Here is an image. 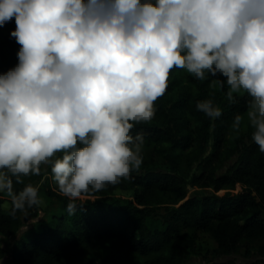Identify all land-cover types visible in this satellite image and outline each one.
<instances>
[{
  "label": "clouds",
  "instance_id": "obj_1",
  "mask_svg": "<svg viewBox=\"0 0 264 264\" xmlns=\"http://www.w3.org/2000/svg\"><path fill=\"white\" fill-rule=\"evenodd\" d=\"M13 17L21 47L0 72V200L23 232L46 205L28 177L43 174L71 216L84 194L141 169L145 134L130 130L154 116L173 66L226 85L229 103L246 90L229 127L246 115L264 152V0H0V26ZM195 107L222 113L211 93Z\"/></svg>",
  "mask_w": 264,
  "mask_h": 264
},
{
  "label": "trees",
  "instance_id": "obj_2",
  "mask_svg": "<svg viewBox=\"0 0 264 264\" xmlns=\"http://www.w3.org/2000/svg\"><path fill=\"white\" fill-rule=\"evenodd\" d=\"M15 27L14 17L0 26V72L17 62L21 45L10 35ZM226 87L173 66L165 93L153 102L154 116L130 130L145 134L141 169L84 194L74 215L67 214V198L52 191L43 174L28 177L43 181L40 190L57 200L61 211L15 239L14 264H193V256L212 264H245L227 258L243 251L255 257L250 264H264V152L250 140L246 115L239 130L229 127L235 112L246 113L248 97L242 90L229 103ZM210 93L222 108L215 120L195 107ZM237 184L242 190L233 192ZM191 187L197 189L189 194ZM4 202L0 234L10 237L23 221L8 216ZM4 253L0 247V264Z\"/></svg>",
  "mask_w": 264,
  "mask_h": 264
},
{
  "label": "rangeland",
  "instance_id": "obj_3",
  "mask_svg": "<svg viewBox=\"0 0 264 264\" xmlns=\"http://www.w3.org/2000/svg\"><path fill=\"white\" fill-rule=\"evenodd\" d=\"M42 164H43L44 168L46 170H48L50 165H48L46 163H42ZM41 182H43V181H41ZM41 185H42V183H41ZM196 189L197 188H192L191 187L189 194L193 193ZM241 190H242V185L241 184H237L236 188L233 189L232 191L233 192H238V191H241ZM207 191L208 192L212 191V189H208V190L201 189L200 190L201 193H207ZM225 191L226 190L223 189V190H220L218 193L224 194ZM41 193L45 196L46 205L43 206L41 209H39L40 214H42L44 217H40L38 224L47 222L48 220H50V218L52 217V215L54 213L61 211V205H60V203H58L57 200L50 198L46 194V192L44 190H41ZM119 193L127 194L126 191H122V190L119 191ZM82 198H83V200H85L87 198V196L83 195ZM38 224H35V225H38ZM32 226H34V225L33 224H29L28 228H31ZM21 229H22V227H21ZM21 229L18 231L19 235L15 234L14 236L7 237V236H4V235L0 234V247L4 248V252H5L4 256L2 258V264H14L13 254H12V246H13V243H14L15 239H17L23 233V231ZM97 252L100 253V250H98ZM89 254H90L89 250L88 251H84V253L82 254V257L80 259H78L77 262L78 263L84 262V260L87 258V256ZM227 258H233V259H235L238 262H243L245 264H250V262H252L255 257L249 256V255L245 254V251H243L241 254L229 256ZM192 263L193 264H212L213 261L206 260L202 256H193ZM97 264H101V261L98 260Z\"/></svg>",
  "mask_w": 264,
  "mask_h": 264
}]
</instances>
